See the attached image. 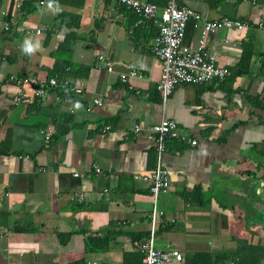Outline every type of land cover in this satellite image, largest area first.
Returning a JSON list of instances; mask_svg holds the SVG:
<instances>
[{
    "label": "crops",
    "instance_id": "crops-1",
    "mask_svg": "<svg viewBox=\"0 0 264 264\" xmlns=\"http://www.w3.org/2000/svg\"><path fill=\"white\" fill-rule=\"evenodd\" d=\"M176 2L200 13L185 26L190 48L204 20L249 25L207 35L222 79L177 84L161 103L155 24L117 0H0V264L137 262L152 204L142 177L157 160L148 126L161 118L195 139L159 153L155 245L182 255L167 264L205 263L198 253L264 264V0ZM129 68L141 77L123 83ZM49 77L68 85L33 96Z\"/></svg>",
    "mask_w": 264,
    "mask_h": 264
},
{
    "label": "built area",
    "instance_id": "built-area-1",
    "mask_svg": "<svg viewBox=\"0 0 264 264\" xmlns=\"http://www.w3.org/2000/svg\"><path fill=\"white\" fill-rule=\"evenodd\" d=\"M125 8L133 11L144 21H149L156 25L151 52L160 61V73L157 80L156 89L160 95L161 103H164L175 85L180 83H202L212 79H222L228 70L226 67L216 63L213 53L205 47V40L208 34L219 28L242 29L248 27L249 23L245 19L223 16L218 19L204 20L199 27V39L194 48H190L183 43V35L188 20H193L194 25L200 19V13L185 6L179 5L176 0H165L162 6L147 0H117ZM6 14L0 9V26L7 28V21L1 20ZM257 28L264 30V20H257L254 24ZM29 29H25L28 32ZM39 32V29H35ZM97 59L102 61L103 56L98 55ZM107 69L111 66L108 64ZM141 77L134 68L121 71L118 79L127 82L130 78ZM28 81L26 77L21 82ZM68 85L65 79L49 77L44 85L33 89L32 95L41 97L45 94L46 86L63 88ZM78 91V88L75 89ZM20 93V90H17ZM93 102L99 104L98 99ZM138 128L135 126V130ZM148 130L153 133L156 142L157 160L154 169L148 175H143V180L149 183V190L152 197V204L148 220L147 235L140 245L142 252L141 264H167L170 261L181 260V253L175 248L161 249L155 245L154 235L156 228V218L162 213L155 205L156 195L160 191H165L168 185L167 171L161 166L159 153L163 148L166 139H177L188 144H194L195 139L187 134L178 132L177 124L174 120L161 118L158 122L148 126ZM53 128L48 126L39 130V135L44 142H48ZM98 170L97 167H95ZM73 175H77L76 172ZM81 199V194L76 195ZM81 264H101L97 260H84Z\"/></svg>",
    "mask_w": 264,
    "mask_h": 264
},
{
    "label": "trees",
    "instance_id": "trees-1",
    "mask_svg": "<svg viewBox=\"0 0 264 264\" xmlns=\"http://www.w3.org/2000/svg\"><path fill=\"white\" fill-rule=\"evenodd\" d=\"M148 1H152V2H155V0H148ZM165 2V1H164ZM164 2L160 1V4L162 5ZM24 7V5H22V8ZM56 67L58 68L59 65H56ZM238 69L239 68H245V64L244 66H241L240 64H238ZM137 262H135L134 264H141V256L142 254H138L137 255ZM195 257H196V260L200 257H204L206 258V262L205 263H197V264H252L251 261H245V260H240V262H227V261H224L223 259H226L227 256H223V259H216V260H213L209 255H206V254H202V253H198V254H195Z\"/></svg>",
    "mask_w": 264,
    "mask_h": 264
},
{
    "label": "clouds",
    "instance_id": "clouds-1",
    "mask_svg": "<svg viewBox=\"0 0 264 264\" xmlns=\"http://www.w3.org/2000/svg\"><path fill=\"white\" fill-rule=\"evenodd\" d=\"M27 52H29V53H31L32 52V47L29 45L28 47H26V49H25Z\"/></svg>",
    "mask_w": 264,
    "mask_h": 264
}]
</instances>
